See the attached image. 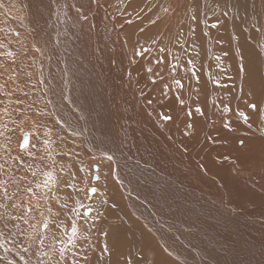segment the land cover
I'll return each instance as SVG.
<instances>
[{"label": "bare ground", "instance_id": "1", "mask_svg": "<svg viewBox=\"0 0 264 264\" xmlns=\"http://www.w3.org/2000/svg\"><path fill=\"white\" fill-rule=\"evenodd\" d=\"M0 2V52L17 53L0 56V155L27 135L35 154L19 150L14 172L58 180L35 189L48 193L39 208L7 210L27 223L0 220V264H41L46 217L50 264L61 247L60 264H264V91L250 78L264 60V0ZM207 13L218 18L206 28ZM215 28L244 56L234 95L212 82L202 93L201 35Z\"/></svg>", "mask_w": 264, "mask_h": 264}, {"label": "rangeland", "instance_id": "2", "mask_svg": "<svg viewBox=\"0 0 264 264\" xmlns=\"http://www.w3.org/2000/svg\"><path fill=\"white\" fill-rule=\"evenodd\" d=\"M203 9L205 12L208 11L207 5L205 3H203V5H202V10ZM163 13H164L163 10L157 9L155 17L161 16ZM197 16L202 18V12L200 10H198ZM221 16H223V15H221ZM204 17L206 19H204L203 22L206 25V28L208 25L207 18L209 20H216L218 18L215 15L212 17V13L211 14L207 13V15ZM226 17H230V16H226ZM226 17L223 16V20H225ZM157 18H158V20H160V19L163 20L165 17H163V18L157 17ZM257 19H258V16H257ZM227 21H229V20L227 19ZM201 36H202L203 40L205 38L204 48L202 47V56H203L202 60H203V70H204L205 75H206L205 78L203 79V84H201L202 85V93L204 90H206V85H208V87H209L208 90H209V94H210V88H211L210 83L212 82L217 87H220L219 89L223 93H225L224 89H228L234 95L236 92V85L239 82L238 90H240V86H241V82H242L241 78L246 79V76H245V71L243 69L244 63H245L244 56L242 54H240V58L238 57L239 51L237 52L236 41H235V39H233V33H232L231 29H227L226 31H220V28H215L214 30H212V37L214 40H212L210 38V33L208 31L203 32V34ZM208 38H210L212 41H214L210 45V49L208 47L209 46L208 44H210L211 40H208ZM228 56L230 57V60L226 64L225 62H226V59ZM263 65H264V60L260 59L259 60V66H258V69H259L258 73L260 75H257V85L256 86L254 85L255 84V76L253 74L250 75L252 85L256 89L261 90L260 95H262L263 91H264V74L261 72V68H260V66L264 67ZM207 67L209 69V72L207 71L208 69H206ZM193 72L194 71L191 68V74ZM228 83H230V84L227 85ZM247 85L249 86V84H247ZM229 86H230V88H228ZM220 91L218 92L219 94H220ZM239 97H240V94H238L236 96L235 103L238 101ZM261 105H262V103H261ZM219 109H222V113L225 114L228 112L229 106L228 105H220ZM91 170L93 171L92 176H91V180L93 182H99L100 178H99L98 173L100 170V166H98L97 163H93L91 166ZM94 176H97V180H93ZM92 189H95V187L94 186L90 187L89 194H91V195L96 193L95 191H93V193H92L91 192ZM91 212L93 213V211L90 208H85L83 213L85 215H91L92 214ZM75 215H78L79 217H81L77 213L71 214V217H74ZM50 225H51V221H49V228L47 230L42 228L41 230L36 232V236L39 235L40 238H42L44 241L43 245H42V247H44V249L42 251L41 264H50L49 263V255H44V253H48L50 250L52 253V248H54V245L51 242ZM43 230H44V232H43ZM30 251H35V243H33L31 245ZM73 260L74 259L71 258V261H73Z\"/></svg>", "mask_w": 264, "mask_h": 264}, {"label": "snow or ice", "instance_id": "3", "mask_svg": "<svg viewBox=\"0 0 264 264\" xmlns=\"http://www.w3.org/2000/svg\"><path fill=\"white\" fill-rule=\"evenodd\" d=\"M3 3L0 2V7H3ZM86 18V17H85ZM195 17H193L194 19ZM0 48H4L7 50L8 45L5 43L0 42ZM37 51H40V49L37 48ZM143 54V52L141 53ZM0 56H4L6 59H12L15 61L17 58V53L12 51H5L0 52ZM3 65L0 64V67ZM150 71V70H149ZM2 75V73H0ZM11 79V77H10ZM177 84H180L179 81L176 82ZM182 86V85H181ZM3 85H0V88H3ZM12 93L9 92L7 95H11ZM19 102V101H18ZM182 102V101H181ZM151 103V101H149ZM249 107L255 109L257 106L255 104H250ZM5 113H7V109H4ZM197 111H202L200 109H197ZM241 117L244 118L245 123L248 122V116L246 113L241 112ZM165 120H172L171 116L165 115ZM0 128H7L6 124H0ZM0 135H3L2 132H0ZM6 139L10 142L11 137H6ZM29 137L26 136V138L23 139L22 142H18L17 146V155L12 156L11 152L12 149L6 145L7 151L0 155V209H4V213H0V220H6L8 217L11 218V220H24L25 223H27V220L24 218V215H16L12 216L11 213H9L7 210L9 208L13 209H22L27 208L28 211L34 210V208L40 207V201L41 200H47L48 199V193L47 192H41L37 193L35 189H48L51 191V184H55L58 182L57 178L55 177L54 173L52 171H45L43 173L44 179L42 182L37 181L33 183L28 179L26 175L20 174L17 175L13 170V164L10 163V161H18L19 163L15 166L17 170H19V166L24 164V160L21 158L19 154V150H23L27 153L28 156H33L35 153L32 152L29 149ZM240 143L243 145L244 141L241 140ZM227 159V157H225ZM31 165L27 166V170H31ZM32 175L35 176L36 172L33 171ZM71 187V185H68ZM11 189V191H10ZM93 191H96V189H93ZM32 201H35V205L33 206ZM66 207V205H64ZM43 216V213H41ZM43 227L44 229L49 228V220L46 217L43 221ZM36 231L34 227V232ZM78 234V227L75 223L71 225V234L68 237V243L75 246V241ZM104 235H107V233H104ZM37 239L39 240V243L43 245V239L40 238L39 235H37ZM67 249L66 247H61L59 249V256L60 260L57 261V264H60L61 260H64L65 253ZM108 246L105 244L102 252H107ZM44 255H48V253H44ZM72 264H77L76 260L72 261ZM126 264H130V262L126 261Z\"/></svg>", "mask_w": 264, "mask_h": 264}, {"label": "water", "instance_id": "4", "mask_svg": "<svg viewBox=\"0 0 264 264\" xmlns=\"http://www.w3.org/2000/svg\"><path fill=\"white\" fill-rule=\"evenodd\" d=\"M27 136V135H26ZM26 136H25V138H26ZM97 169V168H96ZM94 178H96V176H94ZM91 192H93V190H91Z\"/></svg>", "mask_w": 264, "mask_h": 264}]
</instances>
